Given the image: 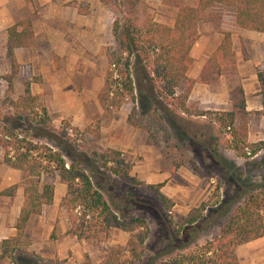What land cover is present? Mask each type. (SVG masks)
Masks as SVG:
<instances>
[{"label":"trees","instance_id":"16d2710c","mask_svg":"<svg viewBox=\"0 0 264 264\" xmlns=\"http://www.w3.org/2000/svg\"><path fill=\"white\" fill-rule=\"evenodd\" d=\"M96 1L111 13L119 14L111 25L114 45L104 50L106 72L97 102L103 112L117 109L125 103L131 104L126 123L137 129H142L141 122L145 119L160 123L157 107H161V102L186 112V94L175 95L180 84H186L188 95L194 84L209 86L225 73H236L230 33L221 31L218 46L205 61L197 78L185 77L192 62L189 51L197 39V22H216L220 17L216 9L230 8L232 22L237 28L264 34V0H198L195 7H178L171 28L142 21L136 8L138 0ZM29 22L25 19L6 30L4 57L11 70L17 67L13 50L26 47L31 39ZM17 25H21L19 32ZM243 53L241 48V55ZM255 78L258 93L264 96V67L255 69ZM1 79L6 84V92L11 93L10 77ZM36 99L25 84L21 96L7 100L11 115L5 117L0 114L1 163L19 171L24 180L22 204L13 226L16 234L0 241V261L10 264L40 262L38 257L25 252L22 232L31 217L39 216L41 209L52 203L53 188L50 184L39 183L41 174L55 176L64 185L65 192L58 207L67 216L65 235L88 241L99 237L105 240L112 230L127 234L123 250L108 248L96 264H142L147 228L143 220L129 216L132 210L148 212L165 230L166 240L162 247L144 264H238L235 248L264 237V175L252 186H244L238 181L234 200L241 198V202L219 226L217 236L202 246L193 245L205 225L206 219L201 216L204 204L193 208L183 219L176 235L172 234L170 221L167 222L164 216L169 214L172 203L160 193L162 184L142 185L137 182L129 176V166L115 151L87 153L79 150L67 135L66 127L61 130L51 127V118L43 108L29 117L27 114ZM228 103L229 111L214 114L212 121L218 128L231 131V148L241 157L243 148L239 146L245 137V129L235 127L247 114L243 90L239 85L229 91ZM193 114L187 106V115ZM24 120L28 122L25 125ZM27 133H30L29 137ZM31 139H42L50 145L36 144ZM211 154L216 157L214 150ZM107 163H111L112 168H105ZM101 171L112 174L129 187H142L156 204L136 197L132 192H127L124 200L111 198L107 202L98 179H108V176ZM15 188L13 185L1 190L0 196L11 197ZM192 245L195 249L190 251ZM123 254H126V259H122ZM81 264L91 263L84 256Z\"/></svg>","mask_w":264,"mask_h":264},{"label":"rangeland","instance_id":"374dc122","mask_svg":"<svg viewBox=\"0 0 264 264\" xmlns=\"http://www.w3.org/2000/svg\"><path fill=\"white\" fill-rule=\"evenodd\" d=\"M138 8L137 13L142 21L153 22L144 8ZM216 11L220 16L226 17V20H222L223 27L233 31L234 28L227 23V17L230 15L227 9L217 8ZM112 15L113 19L119 17L117 12H113ZM1 35L2 30L0 114L6 117L12 113L7 100H14L22 95L20 89L23 91V86L28 85L26 79L30 72L28 66L17 65L16 62L17 67L11 70L9 61L4 57L5 44L1 41ZM28 44L29 41L26 47ZM113 45L112 38L109 46ZM106 47L102 49L103 57ZM240 56L244 57L243 54ZM56 63L59 73L62 74L66 69L62 68L60 62ZM105 72L104 57V75ZM100 73L99 61L75 62L70 90L67 82L64 83L61 78L54 94L47 90L40 96L34 95L37 99L27 115L33 117L39 108H43L51 118V127L54 130L66 127L67 135L79 150L87 153L115 151L129 166V176L134 177L137 182L142 185L162 184L160 193L172 203L169 214H164L167 222L170 221L169 229L172 234L176 235L178 228L183 224V219L193 208L204 204L201 216L206 219L205 225L193 241V245L202 246L205 241L217 236L219 226L241 202V198L234 200L235 192L238 190L237 182L240 181L244 186H252L264 175V96L258 93L256 80L251 75L239 74L237 71L235 74L225 73L212 85H197L192 91L190 89L188 95L186 84H180L175 89V95L186 94L184 99L186 112L161 102V107H157L160 123L156 121L154 124L149 119H142L144 120L141 122L142 129H137L126 123L131 104L125 103L108 112L101 110L97 95L103 84L99 90L91 91L93 82L99 79ZM3 76L10 77L11 93L6 92V84L1 79ZM185 77L187 78V70ZM15 84L20 86L18 91L14 89ZM237 85L245 92L244 111L247 114L242 123L237 122L235 127L242 126L245 129V137L239 146L243 148L241 157L231 148V131L218 128L212 121L214 114L229 111L228 94ZM77 102L80 104L79 109L76 108ZM187 106L189 111L195 114L187 115ZM27 123L24 120L23 124ZM26 136L29 137L30 133ZM31 140L36 144L50 145L42 139ZM213 150L216 152L215 158L211 154ZM105 168H112V164L107 163ZM101 172L108 176V179L101 177L98 179L103 186L101 193L107 202L111 198L124 200L127 192L154 202L153 197L142 187H129L120 183L112 174ZM13 181H17L16 188L22 189L24 180L21 173L3 165L0 152V186L3 182ZM39 183L52 186L54 202L43 207L39 216L32 217L22 232L25 252L38 257L39 264H81L84 256L91 264H96L108 248L124 249L128 236L117 230H112L105 240L99 237L100 239L82 241L65 235L68 228L67 216L65 211L58 207L64 186L55 176L44 174L39 177ZM18 201L0 197V221L2 218L8 220V223L4 222L3 225L6 228L14 215H17L14 213L20 208ZM222 207L226 209L223 210ZM129 216L143 220L147 228L143 243L144 264L162 247L166 240L165 230L146 211L132 210ZM193 245L190 251L195 249ZM241 246L244 247L235 248L238 264H252L253 260H264V237ZM173 257L174 255H171V258ZM122 259H126V254H123ZM0 264L10 263L0 261Z\"/></svg>","mask_w":264,"mask_h":264},{"label":"crops","instance_id":"0c3cea01","mask_svg":"<svg viewBox=\"0 0 264 264\" xmlns=\"http://www.w3.org/2000/svg\"><path fill=\"white\" fill-rule=\"evenodd\" d=\"M197 2L198 0H138L137 9L144 8L154 23L171 28L178 7H195ZM225 9L230 14L227 23L234 28L233 31L223 27L222 20H226L224 15L216 22L196 23L197 39L189 51L192 62L187 68V79L197 78L205 61L218 46L221 31L230 33L237 73L251 75L256 80L255 69L264 67V34L237 28L232 22L231 9ZM25 19L30 21L31 39L27 47L14 49L13 57L17 65L29 67L30 76L26 81L31 95L40 96L47 90L54 94L61 78L64 83L67 82L70 90L74 63L80 61H99L101 73L99 79L93 82L91 91L99 90L104 75L102 49L111 45L112 40L113 15L108 9L96 0H0V31H3L1 35L3 44L6 41V30ZM16 30L19 32L21 25H17ZM241 48L244 51L243 58L240 56ZM56 62H60L62 68L66 69L62 74L59 73ZM197 85L200 84H194L191 91ZM19 87L15 84V91H18ZM20 91L22 92V88ZM243 95L245 97V92ZM76 108H80L79 102ZM16 184L17 181L3 182L0 189ZM62 189L65 192V188ZM3 198L17 199L18 206H21L22 189L15 188L11 197ZM18 211L16 210L14 214H18ZM16 217L17 215H14L11 219L8 228L3 226L8 220L1 219L0 236L3 237L0 241L15 236L13 226ZM242 247L244 246H240L239 249ZM252 264H264V260H253Z\"/></svg>","mask_w":264,"mask_h":264},{"label":"built area","instance_id":"2783aa9c","mask_svg":"<svg viewBox=\"0 0 264 264\" xmlns=\"http://www.w3.org/2000/svg\"><path fill=\"white\" fill-rule=\"evenodd\" d=\"M65 167H66V165H65Z\"/></svg>","mask_w":264,"mask_h":264}]
</instances>
